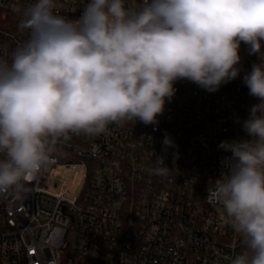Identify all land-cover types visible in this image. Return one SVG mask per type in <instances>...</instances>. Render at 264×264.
Instances as JSON below:
<instances>
[{
    "label": "clouds",
    "instance_id": "9594fccd",
    "mask_svg": "<svg viewBox=\"0 0 264 264\" xmlns=\"http://www.w3.org/2000/svg\"><path fill=\"white\" fill-rule=\"evenodd\" d=\"M63 8L12 7L27 39L0 45V196L26 194L73 136L158 123L179 80L217 92L240 76L243 43L259 60L243 75L257 103L246 136L218 145L230 155L207 199L239 241L227 264H264V0H87L75 18ZM163 144L175 146L167 135ZM154 165L158 177L174 170L163 157Z\"/></svg>",
    "mask_w": 264,
    "mask_h": 264
},
{
    "label": "built area",
    "instance_id": "2783aa9c",
    "mask_svg": "<svg viewBox=\"0 0 264 264\" xmlns=\"http://www.w3.org/2000/svg\"><path fill=\"white\" fill-rule=\"evenodd\" d=\"M17 2L0 0V45L9 50L27 39ZM63 3L75 18L87 0ZM240 55V76L217 92L179 80L158 123L73 136L26 194L0 196V264H227L239 241L207 189L230 155L218 145L246 136L242 122L257 103L243 75L258 57L243 43ZM166 135L175 145L167 150ZM157 157L170 176L150 173Z\"/></svg>",
    "mask_w": 264,
    "mask_h": 264
}]
</instances>
